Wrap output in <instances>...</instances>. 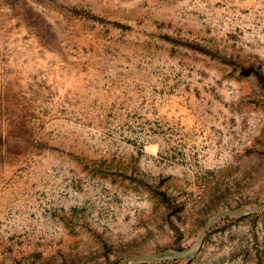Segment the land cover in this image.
Masks as SVG:
<instances>
[{"label":"rangeland","instance_id":"1","mask_svg":"<svg viewBox=\"0 0 264 264\" xmlns=\"http://www.w3.org/2000/svg\"><path fill=\"white\" fill-rule=\"evenodd\" d=\"M260 203L264 0H0V264L181 250ZM133 264H264V210Z\"/></svg>","mask_w":264,"mask_h":264},{"label":"water","instance_id":"2","mask_svg":"<svg viewBox=\"0 0 264 264\" xmlns=\"http://www.w3.org/2000/svg\"><path fill=\"white\" fill-rule=\"evenodd\" d=\"M264 209V203L254 205L249 208H238V209H223L208 217L202 226L200 227L198 234L194 243L188 248L181 250H158L148 253H143L139 255L128 256L116 261L114 264H133L139 262H159V261H169L177 259H186L193 256L199 249L206 231L210 225L217 219L223 216H242L249 215L255 211Z\"/></svg>","mask_w":264,"mask_h":264},{"label":"trees","instance_id":"3","mask_svg":"<svg viewBox=\"0 0 264 264\" xmlns=\"http://www.w3.org/2000/svg\"><path fill=\"white\" fill-rule=\"evenodd\" d=\"M160 196H161L163 199L167 200L166 197L163 195V193H161Z\"/></svg>","mask_w":264,"mask_h":264},{"label":"crops","instance_id":"4","mask_svg":"<svg viewBox=\"0 0 264 264\" xmlns=\"http://www.w3.org/2000/svg\"><path fill=\"white\" fill-rule=\"evenodd\" d=\"M264 210V209H263ZM256 212V211H255ZM254 213V212H253Z\"/></svg>","mask_w":264,"mask_h":264}]
</instances>
